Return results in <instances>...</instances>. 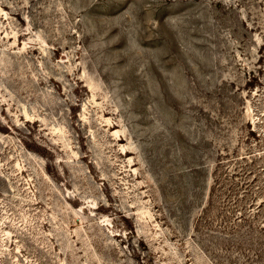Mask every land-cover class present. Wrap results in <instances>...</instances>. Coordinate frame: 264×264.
I'll use <instances>...</instances> for the list:
<instances>
[{"label":"rangeland","instance_id":"1","mask_svg":"<svg viewBox=\"0 0 264 264\" xmlns=\"http://www.w3.org/2000/svg\"><path fill=\"white\" fill-rule=\"evenodd\" d=\"M0 264H264V0H0Z\"/></svg>","mask_w":264,"mask_h":264}]
</instances>
